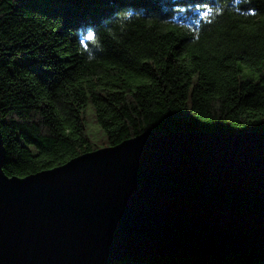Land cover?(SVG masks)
<instances>
[{"label": "trees", "instance_id": "trees-1", "mask_svg": "<svg viewBox=\"0 0 264 264\" xmlns=\"http://www.w3.org/2000/svg\"><path fill=\"white\" fill-rule=\"evenodd\" d=\"M148 130L264 131V0H0L7 176ZM114 264H264V247Z\"/></svg>", "mask_w": 264, "mask_h": 264}, {"label": "water", "instance_id": "water-1", "mask_svg": "<svg viewBox=\"0 0 264 264\" xmlns=\"http://www.w3.org/2000/svg\"><path fill=\"white\" fill-rule=\"evenodd\" d=\"M4 158L0 131V264L264 247V131L148 130L22 177Z\"/></svg>", "mask_w": 264, "mask_h": 264}, {"label": "rangeland", "instance_id": "rangeland-1", "mask_svg": "<svg viewBox=\"0 0 264 264\" xmlns=\"http://www.w3.org/2000/svg\"><path fill=\"white\" fill-rule=\"evenodd\" d=\"M255 75H257V73ZM88 124L89 125L87 126V128H88L89 132H91L92 135L95 136V138L97 140H100L101 139V137H100L101 136V134H100L101 131H99L97 125L95 123H93V121L91 119L89 120Z\"/></svg>", "mask_w": 264, "mask_h": 264}, {"label": "clouds", "instance_id": "clouds-1", "mask_svg": "<svg viewBox=\"0 0 264 264\" xmlns=\"http://www.w3.org/2000/svg\"><path fill=\"white\" fill-rule=\"evenodd\" d=\"M132 14V10H128L123 13L117 14V18L123 17L125 20H130L132 18Z\"/></svg>", "mask_w": 264, "mask_h": 264}, {"label": "snow or ice", "instance_id": "snow-or-ice-1", "mask_svg": "<svg viewBox=\"0 0 264 264\" xmlns=\"http://www.w3.org/2000/svg\"><path fill=\"white\" fill-rule=\"evenodd\" d=\"M249 15L255 16L256 12H250ZM95 35H96L95 33L92 34L93 38H95ZM9 179H11V178H9Z\"/></svg>", "mask_w": 264, "mask_h": 264}]
</instances>
